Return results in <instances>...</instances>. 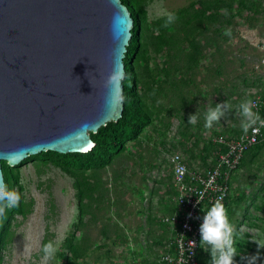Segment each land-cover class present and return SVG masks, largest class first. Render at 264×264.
Here are the masks:
<instances>
[{"label":"rangeland","instance_id":"rangeland-1","mask_svg":"<svg viewBox=\"0 0 264 264\" xmlns=\"http://www.w3.org/2000/svg\"><path fill=\"white\" fill-rule=\"evenodd\" d=\"M191 1L195 0H149L145 5L148 21L174 13ZM254 1V10L242 9L233 1L234 18L225 34L216 36L214 27L208 25L205 35L199 36L202 57L187 77H181L190 78L181 97L147 95L153 124L138 144L129 143L121 156L98 172L104 192L81 224H77L75 188L69 175L39 160L18 167L21 190L14 186L11 193L28 202L30 211L25 217H12L0 264H61L58 253L64 239L74 232L75 241L89 248L77 264H154L167 244L168 228L156 217L172 208L170 155L186 156L189 170L209 166L213 148L208 140L217 135L237 136L248 119L241 105L262 88L263 77L254 66L261 54L257 46L264 40V0ZM164 57L150 49L144 73L154 75ZM180 75L174 72L170 79ZM162 79L159 75L158 81ZM176 90L172 86L168 95ZM218 104L223 115L209 126L205 113ZM192 114H197L195 122H189ZM18 199L9 207H15ZM226 210L237 249L232 264H249L257 251L261 254L253 264H264V248L256 242L264 243V149L247 154L242 171L232 179ZM46 233L56 246L51 257L40 249ZM202 258L204 264H213L211 245L205 246Z\"/></svg>","mask_w":264,"mask_h":264},{"label":"water","instance_id":"water-1","mask_svg":"<svg viewBox=\"0 0 264 264\" xmlns=\"http://www.w3.org/2000/svg\"><path fill=\"white\" fill-rule=\"evenodd\" d=\"M132 26L120 0H0V162L94 146L122 116Z\"/></svg>","mask_w":264,"mask_h":264},{"label":"trees","instance_id":"trees-1","mask_svg":"<svg viewBox=\"0 0 264 264\" xmlns=\"http://www.w3.org/2000/svg\"><path fill=\"white\" fill-rule=\"evenodd\" d=\"M120 1L127 7L133 19L131 38L123 59L125 75L122 80L123 111L121 118L116 122H107L94 134L90 133L94 146L87 153L63 155L46 151L29 156L14 167H9L4 161L0 162L4 184L10 192L14 186H18V191L21 190L16 170L21 164L28 161L39 160L49 163L69 175L73 179L75 188L78 225L81 224L87 212L91 213L94 203L99 201L102 192H104V187L98 179V172L109 167L116 158L121 156L129 143L138 144L144 130L153 124V113L146 103L147 95L153 94V98L160 97L162 94L167 98L172 97V95L181 97L183 88L188 87L190 82V78L181 77L188 75L202 57L199 36L205 35L210 28L208 25L214 27L213 32L216 36L225 34L227 27L234 18L233 1L235 0L191 1L187 6L174 12L175 19L172 21L168 20V15L148 21L145 5L149 0ZM236 2L238 6H242V9L254 10L257 6L254 0H236ZM150 49L155 54L165 56L162 66L154 75L144 73L148 71L146 57ZM174 72H180V77L170 79ZM159 75L162 76V81H158ZM172 86L177 87V90L168 95ZM253 97V94L248 96L250 101ZM244 124L240 133L246 129ZM208 144L213 148L214 156L218 145L214 144L211 138L208 140ZM262 149H264V142L248 149L241 159L242 164L249 152L255 151L256 153ZM231 182L232 178L229 186H231ZM228 201L229 195L224 203L226 208ZM29 211L30 204L25 203L20 197L15 207H6L3 212H0V252L8 243L12 217L15 214L25 217ZM75 235L74 232L63 241L62 250L58 253L61 264H77L79 259L87 256L86 253L89 248L76 242ZM102 235L106 236V229L104 228ZM48 242L46 233V238L41 242L40 249L42 252L44 245ZM97 249L101 248L98 247ZM203 254L204 251L200 249L198 264L205 263L202 258ZM97 263L95 261L89 264ZM154 264H160L158 259H155Z\"/></svg>","mask_w":264,"mask_h":264},{"label":"built area","instance_id":"built-area-1","mask_svg":"<svg viewBox=\"0 0 264 264\" xmlns=\"http://www.w3.org/2000/svg\"><path fill=\"white\" fill-rule=\"evenodd\" d=\"M257 47L261 54L254 70L261 73L263 83L251 99L255 122L237 137H212L218 148L212 166L204 171L189 170L180 154L170 157L175 207L172 214L160 216L159 221L171 227L173 237L168 250L158 260L160 264H198L199 250L205 251L208 245L202 242L200 232L204 211L217 199L225 203L230 180L244 153L264 142V40Z\"/></svg>","mask_w":264,"mask_h":264},{"label":"clouds","instance_id":"clouds-1","mask_svg":"<svg viewBox=\"0 0 264 264\" xmlns=\"http://www.w3.org/2000/svg\"><path fill=\"white\" fill-rule=\"evenodd\" d=\"M175 19V13L168 15V20ZM252 101L244 102L241 105L243 113L248 117L244 127L247 128L251 123L255 122L251 110ZM223 115V110L218 104L215 108H209L205 113L206 120L209 126L212 122L218 120ZM197 114H192L189 122L197 120ZM203 193H201V199ZM18 197H15L6 187L5 184L0 182V212H3L6 207L15 205ZM201 240L204 243L211 245V252L213 255V264H232L234 255L237 254L235 247V239L233 235V226L229 219L225 205L220 199L215 200L204 211L203 222L200 225ZM258 248H264V243H260L259 239L256 240ZM44 251L48 257H51L56 251V246L49 241L44 245ZM260 252L249 257V264H253L260 256Z\"/></svg>","mask_w":264,"mask_h":264},{"label":"crops","instance_id":"crops-1","mask_svg":"<svg viewBox=\"0 0 264 264\" xmlns=\"http://www.w3.org/2000/svg\"><path fill=\"white\" fill-rule=\"evenodd\" d=\"M217 136H219V135H217ZM223 136V135H222ZM212 137H215V136H212ZM211 137V138H212ZM224 137H228V136H224ZM232 137V136H231ZM174 153H177V154H180L181 155V157L185 160V163L187 164V167H188V169H189V164H188V158L186 157V156H184L183 154H181V153H178V152H174ZM174 153H172V154H174ZM171 154V155H172ZM170 155V156H171ZM213 158H214V156H212L211 158H209L207 161L209 162V166H207L206 168H200V169H197V170H191V171H204V170H206L207 168H209L210 166H211V164L213 163ZM169 168H170V181L172 182V172H171V165L169 166ZM238 171H242V160H241V164H240V167L237 169V171H235V173H234V175L236 174V172H238ZM234 175L232 176V179H233V177H234ZM175 193H174V191H173V196H172V198H171V200H172V208L171 209H169L170 207H168V211L166 212V213H158V215H157V219H159L158 217H160V216H165V215H168V214H172V211L174 210V207H175V200H174V198H175ZM167 210V209H166ZM162 225H164V226H166L167 228H168V237H167V240H166V243L167 244H165L166 246H164V249H163V253H161V255H160V257L168 250V247H169V245H170V242H171V238L173 237V231L171 230V227L170 226H168V225H166V224H163V223H161ZM160 257L159 258H157L158 260L160 259Z\"/></svg>","mask_w":264,"mask_h":264}]
</instances>
